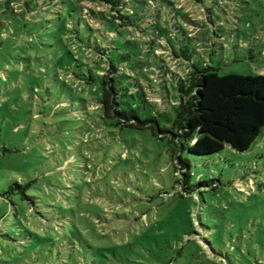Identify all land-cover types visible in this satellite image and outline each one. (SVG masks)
<instances>
[{
  "label": "rangeland",
  "instance_id": "obj_1",
  "mask_svg": "<svg viewBox=\"0 0 264 264\" xmlns=\"http://www.w3.org/2000/svg\"><path fill=\"white\" fill-rule=\"evenodd\" d=\"M176 1V14L140 4L133 26L82 21L81 39L78 17L64 26L31 10L27 30L0 43V264H230L218 251L264 226V127L246 150L195 154L103 115L97 75L110 59L120 107L163 127L179 91L157 68L184 76L189 63L173 48L219 73H264V0ZM181 13L195 20L191 41ZM149 16L166 28L160 39L143 30Z\"/></svg>",
  "mask_w": 264,
  "mask_h": 264
},
{
  "label": "trees",
  "instance_id": "obj_2",
  "mask_svg": "<svg viewBox=\"0 0 264 264\" xmlns=\"http://www.w3.org/2000/svg\"><path fill=\"white\" fill-rule=\"evenodd\" d=\"M90 1L105 4L106 8L94 7L87 4L86 0H0V43L8 41L10 36L27 30V13L31 10L54 12L56 19H60L59 24L62 23L64 26H66L65 14L78 17L76 18L77 25L74 21L72 30L75 36L81 39L78 26L82 21L89 28H92L90 20L107 27L133 26L134 15L144 11L140 4L148 6L157 0ZM161 1L169 4L171 14L178 12L176 0ZM135 5L139 7L138 11ZM55 8L57 11H54ZM154 13L159 15V12ZM35 15L39 16V13ZM181 15L188 20L190 25L195 22L189 14L181 13ZM149 19L150 16L146 20L149 25H145L143 30L160 39L159 33L164 34L165 26H161L159 19L152 22ZM181 29L182 39L187 37L191 41L196 30L194 26L191 25L189 28L181 26ZM179 48L180 51L173 48L174 54L180 53L185 57V61L188 60L190 63L189 65L187 61L185 62L188 64L186 75L178 74L164 64H162L164 68L158 67L156 71L161 81L166 82L168 76L176 78L179 100L174 104L176 114L171 126H161L157 117L142 118L134 108L120 107L116 87L118 67L111 59L107 68L97 75L102 86L99 101L103 115L120 126L150 128L158 134L168 132L169 140L173 142V152L187 149L195 154H210L221 151L227 144L237 150L249 148L264 127V73H219L218 67L207 63L201 67L192 58L188 45L181 44ZM103 50L105 47L98 46L100 55H104ZM192 51L196 52L195 48ZM95 77L93 73L88 76L89 79H95ZM143 92L147 99V94L144 90ZM177 159L181 168L189 165L181 154H178ZM188 176L187 170L185 181ZM15 185L23 186L19 183ZM15 185L5 192L12 191ZM231 236L233 237V233ZM234 237L236 238L229 251H218L223 253V259L230 264H241V261L244 264H264V226H257V229L248 230L247 233L239 230Z\"/></svg>",
  "mask_w": 264,
  "mask_h": 264
},
{
  "label": "crops",
  "instance_id": "obj_3",
  "mask_svg": "<svg viewBox=\"0 0 264 264\" xmlns=\"http://www.w3.org/2000/svg\"><path fill=\"white\" fill-rule=\"evenodd\" d=\"M197 33H198V32H197ZM197 33H196V34H197ZM185 64H186V63H185ZM185 66H186V67H188V64H187V65H185Z\"/></svg>",
  "mask_w": 264,
  "mask_h": 264
}]
</instances>
